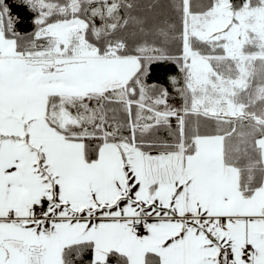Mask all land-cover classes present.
I'll return each mask as SVG.
<instances>
[{
    "label": "snow or ice",
    "instance_id": "1",
    "mask_svg": "<svg viewBox=\"0 0 264 264\" xmlns=\"http://www.w3.org/2000/svg\"><path fill=\"white\" fill-rule=\"evenodd\" d=\"M0 264H264V0H0Z\"/></svg>",
    "mask_w": 264,
    "mask_h": 264
},
{
    "label": "trees",
    "instance_id": "2",
    "mask_svg": "<svg viewBox=\"0 0 264 264\" xmlns=\"http://www.w3.org/2000/svg\"><path fill=\"white\" fill-rule=\"evenodd\" d=\"M9 2H11V0H9Z\"/></svg>",
    "mask_w": 264,
    "mask_h": 264
}]
</instances>
